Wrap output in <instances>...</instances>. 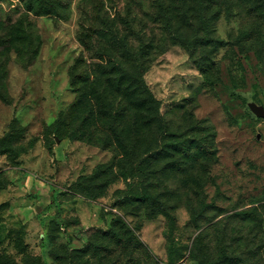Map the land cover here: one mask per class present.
<instances>
[{"label": "rangeland", "instance_id": "374dc122", "mask_svg": "<svg viewBox=\"0 0 264 264\" xmlns=\"http://www.w3.org/2000/svg\"><path fill=\"white\" fill-rule=\"evenodd\" d=\"M253 105L264 0H0V264H264Z\"/></svg>", "mask_w": 264, "mask_h": 264}, {"label": "water", "instance_id": "95a60500", "mask_svg": "<svg viewBox=\"0 0 264 264\" xmlns=\"http://www.w3.org/2000/svg\"><path fill=\"white\" fill-rule=\"evenodd\" d=\"M252 110L254 111V113H255L258 117H261V118L264 119V107L253 105V106H252Z\"/></svg>", "mask_w": 264, "mask_h": 264}, {"label": "trees", "instance_id": "16d2710c", "mask_svg": "<svg viewBox=\"0 0 264 264\" xmlns=\"http://www.w3.org/2000/svg\"><path fill=\"white\" fill-rule=\"evenodd\" d=\"M149 98H150V101H151L152 103H155L154 98H153V96H152L150 93H149ZM157 109H158V107H157ZM59 139H60V138H59ZM146 160H148V159H145L144 161H146ZM144 161H143V162H144ZM121 223H123V221H121V220H119V219H118V220H117V219L114 220V227H117V225H118V224H121ZM117 235H118V234H117ZM138 244H139L140 246L142 245V243H140V242H139ZM36 262H37V264H39V258H38V257L36 258Z\"/></svg>", "mask_w": 264, "mask_h": 264}]
</instances>
